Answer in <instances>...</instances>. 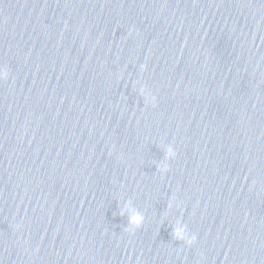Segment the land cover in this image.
Masks as SVG:
<instances>
[{
	"label": "water",
	"instance_id": "water-1",
	"mask_svg": "<svg viewBox=\"0 0 264 264\" xmlns=\"http://www.w3.org/2000/svg\"><path fill=\"white\" fill-rule=\"evenodd\" d=\"M0 67V264H264V0H0Z\"/></svg>",
	"mask_w": 264,
	"mask_h": 264
},
{
	"label": "clouds",
	"instance_id": "clouds-1",
	"mask_svg": "<svg viewBox=\"0 0 264 264\" xmlns=\"http://www.w3.org/2000/svg\"><path fill=\"white\" fill-rule=\"evenodd\" d=\"M8 70L7 68L0 67V80H6L8 78ZM169 156L174 157L175 152L172 150H169ZM142 221V217L140 216H134L131 220V222L135 225H138ZM177 237L178 238H183V233L182 232H177Z\"/></svg>",
	"mask_w": 264,
	"mask_h": 264
}]
</instances>
